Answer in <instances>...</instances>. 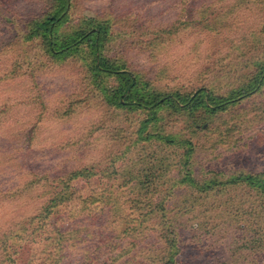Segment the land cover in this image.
Here are the masks:
<instances>
[{"label":"clouds","instance_id":"clouds-1","mask_svg":"<svg viewBox=\"0 0 264 264\" xmlns=\"http://www.w3.org/2000/svg\"><path fill=\"white\" fill-rule=\"evenodd\" d=\"M181 244L264 264V0H0V264Z\"/></svg>","mask_w":264,"mask_h":264},{"label":"rangeland","instance_id":"rangeland-1","mask_svg":"<svg viewBox=\"0 0 264 264\" xmlns=\"http://www.w3.org/2000/svg\"><path fill=\"white\" fill-rule=\"evenodd\" d=\"M129 82L128 84H130ZM127 85H121V90L125 93L127 89ZM132 89L131 91H133ZM125 102H128L133 99V96L125 95L123 97ZM202 98H196L193 101V104L195 107H199L201 103H203ZM160 103H164L163 100H160ZM211 104V102H209ZM206 127V126H205ZM35 125L33 126L32 129H29V136L31 133L34 131ZM161 260L163 261V264H213L212 259H211V254L209 253H201L199 249H196L195 247L189 246V245H184L181 244L180 246V251L179 255L173 253L170 254L169 258L164 259V257H161Z\"/></svg>","mask_w":264,"mask_h":264},{"label":"trees","instance_id":"trees-1","mask_svg":"<svg viewBox=\"0 0 264 264\" xmlns=\"http://www.w3.org/2000/svg\"><path fill=\"white\" fill-rule=\"evenodd\" d=\"M132 89H134V85L132 83L128 84L126 92L131 91ZM158 103H160V100L158 101Z\"/></svg>","mask_w":264,"mask_h":264}]
</instances>
